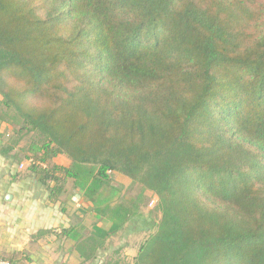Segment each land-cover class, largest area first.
Returning a JSON list of instances; mask_svg holds the SVG:
<instances>
[{"label": "trees", "instance_id": "trees-1", "mask_svg": "<svg viewBox=\"0 0 264 264\" xmlns=\"http://www.w3.org/2000/svg\"><path fill=\"white\" fill-rule=\"evenodd\" d=\"M0 98V155L97 220L54 234L82 264L146 192L160 219L125 264H264V0H0Z\"/></svg>", "mask_w": 264, "mask_h": 264}, {"label": "crops", "instance_id": "crops-1", "mask_svg": "<svg viewBox=\"0 0 264 264\" xmlns=\"http://www.w3.org/2000/svg\"><path fill=\"white\" fill-rule=\"evenodd\" d=\"M54 161L62 167L69 165L63 156H57ZM28 165L0 155V253L25 252L29 258L27 264H82L71 251L72 243L54 234L70 226L77 230L83 227L87 234L92 222L97 220L84 215L81 193L70 181L58 201L52 203L46 189L27 171ZM38 232L44 233L36 241L37 251L31 252L30 245ZM102 253H98L92 264L101 262Z\"/></svg>", "mask_w": 264, "mask_h": 264}, {"label": "rangeland", "instance_id": "rangeland-1", "mask_svg": "<svg viewBox=\"0 0 264 264\" xmlns=\"http://www.w3.org/2000/svg\"><path fill=\"white\" fill-rule=\"evenodd\" d=\"M1 99V98H0ZM27 141V140H26ZM24 142H22V146ZM65 158V157H64ZM110 185L114 188L121 189V195L126 198L135 199L142 192L139 185L131 184L128 179L114 178L111 180ZM157 200L150 193H144L140 202V216L142 218L136 219L130 223L126 231H121L113 237L109 243L106 251L100 255L101 262L106 260L118 261L121 264L132 263L133 258L136 256L139 246L147 237L144 233V222L147 224L151 222H158L160 213L154 212ZM121 247V248H120ZM120 249L118 252L116 250Z\"/></svg>", "mask_w": 264, "mask_h": 264}, {"label": "built area", "instance_id": "built-area-1", "mask_svg": "<svg viewBox=\"0 0 264 264\" xmlns=\"http://www.w3.org/2000/svg\"><path fill=\"white\" fill-rule=\"evenodd\" d=\"M0 264H8V262L0 260Z\"/></svg>", "mask_w": 264, "mask_h": 264}]
</instances>
